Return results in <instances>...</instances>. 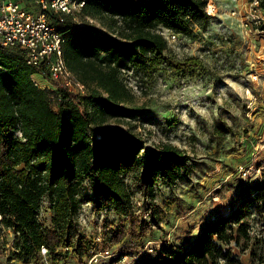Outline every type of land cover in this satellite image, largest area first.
I'll use <instances>...</instances> for the list:
<instances>
[{
    "label": "trees",
    "instance_id": "1",
    "mask_svg": "<svg viewBox=\"0 0 264 264\" xmlns=\"http://www.w3.org/2000/svg\"><path fill=\"white\" fill-rule=\"evenodd\" d=\"M207 2L87 0L79 14L86 24L52 18L64 35L65 62L85 84V94L47 75L52 87H38L32 75L39 69L27 63L25 50H0V215L19 234L23 259H37L45 246L56 264L70 254L82 257L95 245L83 239L73 222L86 181L93 195L87 201L96 211L111 207L129 223L107 239L106 247L128 239L132 250L122 253L136 254L147 234L150 222L135 215L132 188L146 197L152 222L161 223L155 185L186 176L191 156L170 142L144 153L140 137L99 125L108 116L132 120L144 113L142 107L128 105L133 94L123 72L152 76L167 60L168 40L158 28L192 35L195 22L211 17ZM87 18L97 19L106 30ZM171 64L186 73L199 62L191 57ZM248 188L249 195L233 212L204 224L192 243H165L155 261L133 264H246V255L248 264H264V181ZM46 197L52 202L53 227L38 220Z\"/></svg>",
    "mask_w": 264,
    "mask_h": 264
},
{
    "label": "rangeland",
    "instance_id": "2",
    "mask_svg": "<svg viewBox=\"0 0 264 264\" xmlns=\"http://www.w3.org/2000/svg\"><path fill=\"white\" fill-rule=\"evenodd\" d=\"M241 2L210 0L217 7L216 13L206 23L195 22L192 35L168 42L167 60L152 76L143 79L132 69L125 70L122 76L133 94L128 105L140 106L144 113L132 120L108 116L99 125L105 129L121 128L129 136L140 137L144 153L170 142L191 156L186 176L174 183L160 179L155 185L159 225L146 214V197L132 188L135 215L150 222L137 250L140 260L155 261L165 243H192L204 224L233 212L249 195L248 187L264 181V80L251 77L253 72L264 75V32L258 33L252 27L247 33L239 19L230 15L231 9ZM89 23L106 30L97 19ZM158 29L166 35L165 28ZM191 57L197 58L199 64L186 73L170 65L171 61ZM38 81L42 88L52 87L46 80ZM242 166L254 168L255 176L243 177ZM83 190L73 222L83 239L96 245L98 258L105 261L101 251L107 239L129 223L111 207L95 210L93 203L87 201L93 197L88 181ZM52 215V202L46 197L38 220L53 227ZM18 241H22L19 234L3 224L1 215L0 264H54L50 255L43 252L37 259H23ZM114 248L132 250L128 239ZM68 258L70 264H98L90 261L89 251L82 257L70 254ZM243 259L249 263L248 255ZM56 264H61V260Z\"/></svg>",
    "mask_w": 264,
    "mask_h": 264
},
{
    "label": "built area",
    "instance_id": "3",
    "mask_svg": "<svg viewBox=\"0 0 264 264\" xmlns=\"http://www.w3.org/2000/svg\"><path fill=\"white\" fill-rule=\"evenodd\" d=\"M87 0H0V50L19 47L26 51L27 63L38 68L32 75L35 85L41 87L38 79H46V75L66 86L77 94H85L87 88L77 75L69 69L63 55L64 35L59 28L52 24V18L64 22L71 17L80 25L82 20L79 14L86 5ZM239 1V0H237ZM241 5L231 9L230 15L240 21V25L249 33L252 27L258 33L264 32V0H240ZM216 5L207 2L206 11L209 15L216 13ZM92 22L91 18H87ZM168 42H177L181 34L169 29L165 30ZM253 80L263 79L264 75L251 73ZM49 81V80H48ZM50 82V81H49ZM264 147V145H262ZM241 175L245 178L255 176L256 171L251 167H241ZM149 215V212L146 213ZM1 216V215H0ZM101 241V238L98 237ZM69 250L68 247L64 248ZM96 245L89 250L91 262L98 264H126L140 259V255L122 253L114 247H103L101 253L105 261L98 258ZM149 250H153L152 247ZM47 248L42 246V252L47 254ZM61 264H70L62 260Z\"/></svg>",
    "mask_w": 264,
    "mask_h": 264
},
{
    "label": "crops",
    "instance_id": "4",
    "mask_svg": "<svg viewBox=\"0 0 264 264\" xmlns=\"http://www.w3.org/2000/svg\"><path fill=\"white\" fill-rule=\"evenodd\" d=\"M44 80H46V79H44ZM46 81H48V80H46ZM49 82V81H48Z\"/></svg>",
    "mask_w": 264,
    "mask_h": 264
}]
</instances>
